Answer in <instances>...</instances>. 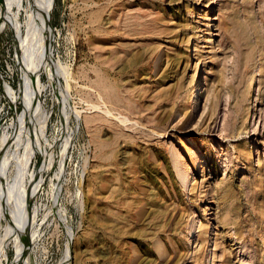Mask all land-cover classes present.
Listing matches in <instances>:
<instances>
[{
    "label": "rangeland",
    "instance_id": "1",
    "mask_svg": "<svg viewBox=\"0 0 264 264\" xmlns=\"http://www.w3.org/2000/svg\"><path fill=\"white\" fill-rule=\"evenodd\" d=\"M65 263L264 264V0H0V264Z\"/></svg>",
    "mask_w": 264,
    "mask_h": 264
},
{
    "label": "bare ground",
    "instance_id": "2",
    "mask_svg": "<svg viewBox=\"0 0 264 264\" xmlns=\"http://www.w3.org/2000/svg\"><path fill=\"white\" fill-rule=\"evenodd\" d=\"M39 2V1H38ZM37 2V3H38ZM40 8H41V3L40 4H38L37 5V7H36V9H35V11L33 12V16H32V14H31V16L30 17H32V18H30V20L32 19V22H31V30H30V32H31V34H32V36H31V34H30V37H31V39H35V38H37L38 40H39V42L41 43V44H43V42H44V34H43V30H42V16H41V10H40ZM29 25H30V23H29ZM30 37H29V41H30ZM33 40H31V42H32ZM36 41V40H35ZM34 41V42H35ZM33 42V43H34ZM38 43V42H37ZM28 44V43H27ZM29 44H30V42H29ZM28 44V45H29ZM30 46V45H29ZM29 48H31V46L29 47ZM35 49V48H34ZM31 50V49H30ZM48 56V55H47ZM62 67H60V69H61ZM63 69L64 68H62L61 70L63 71ZM60 70V71H61ZM59 72V71H58ZM58 72H57V74H58ZM62 73V72H61ZM61 73L60 74H58V76H62L61 75ZM63 74V73H62ZM31 99H33V98H31ZM34 100H35V98H34ZM31 103V102H30ZM32 103H35V101L33 102L32 101ZM30 105H32V104H30ZM35 105V104H34ZM33 106V105H32ZM34 107V106H33ZM33 107H30L31 109L33 108ZM33 110V109H32ZM32 110H31V112H32ZM28 112H30V111H28ZM66 264V263H65Z\"/></svg>",
    "mask_w": 264,
    "mask_h": 264
}]
</instances>
